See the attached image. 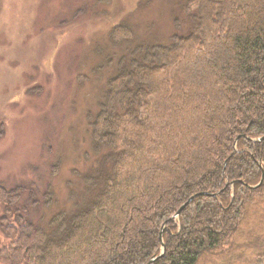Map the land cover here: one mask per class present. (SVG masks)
<instances>
[{
    "label": "trees",
    "instance_id": "trees-1",
    "mask_svg": "<svg viewBox=\"0 0 264 264\" xmlns=\"http://www.w3.org/2000/svg\"><path fill=\"white\" fill-rule=\"evenodd\" d=\"M187 1L193 28L128 47L108 80L93 196L44 221L30 208L52 192L28 205L26 188L0 186V264H264V0Z\"/></svg>",
    "mask_w": 264,
    "mask_h": 264
},
{
    "label": "rangeland",
    "instance_id": "rangeland-1",
    "mask_svg": "<svg viewBox=\"0 0 264 264\" xmlns=\"http://www.w3.org/2000/svg\"><path fill=\"white\" fill-rule=\"evenodd\" d=\"M186 2L0 0V186L26 188V204L30 192L39 202L52 192L50 206L30 208L33 219L48 221L93 196L83 178L102 166L90 124L108 80L128 47L169 45L186 35L194 25ZM122 25L133 37L114 44L113 30ZM241 259L233 264L256 261Z\"/></svg>",
    "mask_w": 264,
    "mask_h": 264
},
{
    "label": "water",
    "instance_id": "water-1",
    "mask_svg": "<svg viewBox=\"0 0 264 264\" xmlns=\"http://www.w3.org/2000/svg\"><path fill=\"white\" fill-rule=\"evenodd\" d=\"M262 140H264V137H262V138H258V139H255V141H262ZM263 179H264V176L262 177V180H261V182L263 181ZM198 195H212V194H209V193H201V194H197L196 196H193V197H191L180 209H179V211L177 212V214H176V217H178L180 214H181V212L183 211V209L184 208H186L194 199H195V197H197ZM213 196V195H212ZM163 233H164V229L162 228V231H161V233H160V241L162 242V250H163V253H164V251H165V244H164V242H163ZM163 253H162V255H163ZM160 256H158V257H153V258H151V260L149 261V263L148 264H153L155 261H156V259H158Z\"/></svg>",
    "mask_w": 264,
    "mask_h": 264
}]
</instances>
